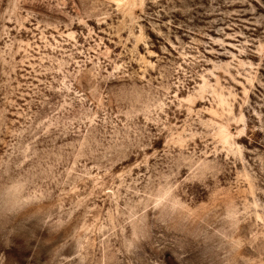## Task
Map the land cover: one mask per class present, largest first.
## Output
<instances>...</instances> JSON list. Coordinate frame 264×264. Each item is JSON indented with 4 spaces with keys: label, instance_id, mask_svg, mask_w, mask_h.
Instances as JSON below:
<instances>
[{
    "label": "rangeland",
    "instance_id": "374dc122",
    "mask_svg": "<svg viewBox=\"0 0 264 264\" xmlns=\"http://www.w3.org/2000/svg\"><path fill=\"white\" fill-rule=\"evenodd\" d=\"M0 264H264V0H0Z\"/></svg>",
    "mask_w": 264,
    "mask_h": 264
}]
</instances>
